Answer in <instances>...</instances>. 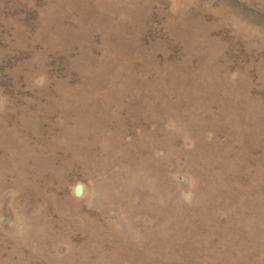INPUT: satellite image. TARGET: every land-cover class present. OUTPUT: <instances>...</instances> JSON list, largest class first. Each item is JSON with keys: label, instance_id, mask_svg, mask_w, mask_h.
<instances>
[{"label": "rangeland", "instance_id": "obj_1", "mask_svg": "<svg viewBox=\"0 0 264 264\" xmlns=\"http://www.w3.org/2000/svg\"><path fill=\"white\" fill-rule=\"evenodd\" d=\"M0 264H264V0H0Z\"/></svg>", "mask_w": 264, "mask_h": 264}, {"label": "bare ground", "instance_id": "obj_2", "mask_svg": "<svg viewBox=\"0 0 264 264\" xmlns=\"http://www.w3.org/2000/svg\"><path fill=\"white\" fill-rule=\"evenodd\" d=\"M150 142V141H149ZM126 187V186H125ZM104 190V189H103ZM129 191V190H128ZM102 202V201H101ZM115 202V201H114ZM107 204V203H106Z\"/></svg>", "mask_w": 264, "mask_h": 264}]
</instances>
